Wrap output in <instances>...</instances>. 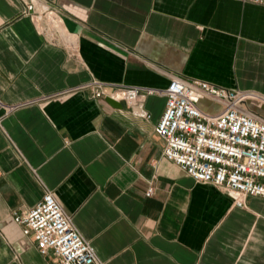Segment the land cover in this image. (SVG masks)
I'll return each mask as SVG.
<instances>
[{
	"label": "crops",
	"instance_id": "obj_1",
	"mask_svg": "<svg viewBox=\"0 0 264 264\" xmlns=\"http://www.w3.org/2000/svg\"><path fill=\"white\" fill-rule=\"evenodd\" d=\"M41 1L58 28L0 0V264L54 263L11 219L45 192L103 264H264V199L236 208L161 157L162 96L146 95L139 118L84 88L161 90L175 75L242 92L264 119V6Z\"/></svg>",
	"mask_w": 264,
	"mask_h": 264
},
{
	"label": "built area",
	"instance_id": "obj_2",
	"mask_svg": "<svg viewBox=\"0 0 264 264\" xmlns=\"http://www.w3.org/2000/svg\"><path fill=\"white\" fill-rule=\"evenodd\" d=\"M21 1L22 14L33 22L50 13L41 0ZM235 1L264 6V0ZM84 88L90 98L123 103L139 118H148L142 107L146 95L162 96L164 110L154 127L163 142L161 157L194 183L221 191L236 208H243L247 197L264 199V119L244 107L246 94L175 75L161 90L97 81ZM202 101L214 103L216 109L202 110ZM1 109L11 108L0 103ZM152 193L151 187L146 188V196ZM11 219L41 255L53 258V264H103L50 192L30 209L13 212Z\"/></svg>",
	"mask_w": 264,
	"mask_h": 264
},
{
	"label": "bare ground",
	"instance_id": "obj_3",
	"mask_svg": "<svg viewBox=\"0 0 264 264\" xmlns=\"http://www.w3.org/2000/svg\"><path fill=\"white\" fill-rule=\"evenodd\" d=\"M44 19L52 28H58L59 22L52 14L46 13Z\"/></svg>",
	"mask_w": 264,
	"mask_h": 264
},
{
	"label": "rangeland",
	"instance_id": "obj_4",
	"mask_svg": "<svg viewBox=\"0 0 264 264\" xmlns=\"http://www.w3.org/2000/svg\"><path fill=\"white\" fill-rule=\"evenodd\" d=\"M45 15H42L41 19H44ZM200 106L204 109V110H213L216 108V105L214 103H210L208 101H204L200 104Z\"/></svg>",
	"mask_w": 264,
	"mask_h": 264
},
{
	"label": "water",
	"instance_id": "obj_5",
	"mask_svg": "<svg viewBox=\"0 0 264 264\" xmlns=\"http://www.w3.org/2000/svg\"><path fill=\"white\" fill-rule=\"evenodd\" d=\"M105 101L110 105V106H112V107H116V108H118V107H120V104L119 103H116V102H114V101H112V100H110V99H105Z\"/></svg>",
	"mask_w": 264,
	"mask_h": 264
}]
</instances>
